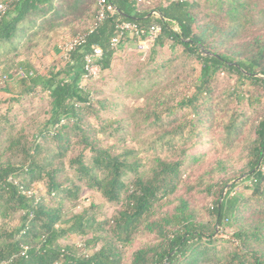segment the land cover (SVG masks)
Returning <instances> with one entry per match:
<instances>
[{"label":"trees","instance_id":"obj_1","mask_svg":"<svg viewBox=\"0 0 264 264\" xmlns=\"http://www.w3.org/2000/svg\"><path fill=\"white\" fill-rule=\"evenodd\" d=\"M108 1L118 13L102 22L98 21L96 0H15L0 14V57L12 51L18 57L15 50L21 48L23 40H30V34L36 33L34 29H42L54 19L71 16L79 21L94 20V26L82 35L86 36L85 43L68 52L67 61L59 70L54 67L50 73L40 74L30 62L20 63L27 68V89L48 94L50 117L44 128L34 135L33 142L22 141L17 136L10 138V143L23 153L25 164L16 166L0 159V217L10 208L24 212L22 225L0 248V263L121 264L116 245H131L137 234L146 228L157 236L134 253L132 264H264V205L263 212L256 217H239L241 208L253 202V197L240 200L227 194L218 200L209 211L214 221L212 225L189 215L186 202H182L180 210L170 219L158 220L155 207L164 197L175 193L183 165V160L167 159L155 161L144 177L133 182L132 190L126 191V173H137L143 165L138 159L130 160V152L114 155L90 139L85 122L92 98L90 91L83 87L90 73L87 57L100 48L102 56L95 59L94 64L100 71L111 69L116 51L129 37L123 38L118 48H113L111 42L119 34L118 26L129 22L147 30L160 27L161 32L153 42L155 48H163L167 43L173 48L180 46L186 58H195L201 64L193 95L182 101L180 108L198 111L197 103L207 98L210 85L221 70L264 89V33L248 41L243 38L245 34L264 30V0H213L214 10L206 13L199 2L192 0H163L149 11L143 10L137 0ZM198 10L203 18H199ZM210 17L215 19L203 21ZM238 128L237 121L232 120L227 128L229 136ZM4 129L1 127L0 133ZM257 133L259 142L252 150L249 178L255 183L254 197H263L264 119ZM72 135H80L86 147H93L94 169L76 160L80 164V179L107 200L123 201V208L116 212L107 227L111 234L103 238L104 246L92 255H77L60 241L71 234L86 236L90 232L104 231L97 217L84 211L64 221L59 208L48 206L43 196L32 191L35 182L46 179L51 198H60L64 193L72 195L71 188H65L59 181L63 170L46 162V158L40 160L47 151L42 146L44 138L51 137L55 141L59 147L58 157H62L66 152L62 147L65 141L71 143ZM190 190L204 189L195 182ZM222 226L235 228L233 236L241 244L240 249L231 248V241L216 239L217 227ZM100 239L99 234H94L90 241ZM217 242L222 244L217 245Z\"/></svg>","mask_w":264,"mask_h":264},{"label":"rangeland","instance_id":"obj_2","mask_svg":"<svg viewBox=\"0 0 264 264\" xmlns=\"http://www.w3.org/2000/svg\"><path fill=\"white\" fill-rule=\"evenodd\" d=\"M5 1L10 0H0V3ZM192 1L199 2L204 13L214 10L211 7L213 0ZM157 5H142L141 8L149 11ZM198 12L199 18H203V13ZM214 19L210 17L203 21ZM84 20L71 16L54 19L42 29H34L36 33L30 34V40H23L19 45L21 48L15 50L18 57L14 56V51L0 57V128L5 127L0 133V159L3 162L11 161L16 166L25 164L23 153L10 143V138L17 136L22 141L33 142L34 135L44 128L50 117L48 94L27 89V68L20 63L30 62L34 71L40 74H48L54 67L62 68L74 40L94 26L92 18ZM262 33L264 30L253 31L243 38L248 41ZM200 70L199 61L186 58L180 46L173 48L167 43L163 48H155L147 40L141 47L134 39L127 38L116 51L111 69L96 70L85 77L89 80L83 87L90 91L92 98L85 122L87 133L98 147L103 146L114 155L130 152L129 159H138L143 165L137 173H126V191L132 190L133 182L144 177L158 159L183 160L175 193L164 197L155 207L158 220L170 219L180 210L182 202H186L189 215L212 225L214 221L209 211L227 194L240 200L253 197V202L241 208L239 217H256L263 212L264 196L254 197L255 183L249 178V168L252 150L259 142L258 126L264 119V89L221 70L216 73L207 98L197 103L198 111L180 108V103L193 95ZM232 120L237 121L239 128L229 136L227 128ZM42 146L47 151L40 160L46 158V162L63 170L59 181L73 193L51 198L46 179L35 182L32 191L43 196L48 206L59 208L64 221L84 211L97 217L104 227V231L94 232L101 236L100 240L91 242L94 234L90 232L86 236L71 234L60 241L63 247L70 246L77 255H92L104 246L103 238L111 234L107 227L116 212L123 208V201L107 200L80 179V164L76 160L94 169L91 162L93 147H86L80 135H72L71 143L65 141L62 148L66 152L62 157H58L59 147L51 137L44 138ZM94 172L101 176L98 169ZM195 182L204 190L191 191ZM23 218V211L11 208L0 217V248L22 225ZM234 232V227H217L216 239L231 241V248L240 249ZM156 236L145 228L131 245L117 244L121 264H132L134 253L154 241ZM220 244L222 242H217Z\"/></svg>","mask_w":264,"mask_h":264},{"label":"built area","instance_id":"obj_3","mask_svg":"<svg viewBox=\"0 0 264 264\" xmlns=\"http://www.w3.org/2000/svg\"><path fill=\"white\" fill-rule=\"evenodd\" d=\"M12 1L15 0H10L8 2L0 3V14L6 11L10 2ZM96 1L99 6V12H98L99 22H102L110 17H113L116 13H118L116 7L113 4H111L108 0H96ZM137 1L144 6L150 7L163 0H137ZM118 29H119V34L111 42L113 48H118L121 43V40L125 37H130L134 39L135 41L138 42V44H140L141 47H144V44L146 43L147 40H150L153 43L154 40L159 35V33L161 32V28L158 26H154L147 30L135 23H129V22L122 23L121 25L118 26ZM85 41H86V36H79L78 38H76V40H74L68 52L72 50L74 47L82 45L83 43H85ZM101 56H102V50L100 48H96L94 53L87 57V67L90 73H93L96 70L97 71L100 70L99 67L94 64V60L99 59ZM29 195H31V192H29Z\"/></svg>","mask_w":264,"mask_h":264}]
</instances>
